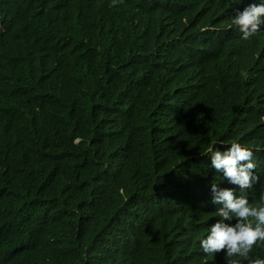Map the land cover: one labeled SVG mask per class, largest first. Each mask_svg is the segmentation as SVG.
I'll return each instance as SVG.
<instances>
[{
	"label": "trees",
	"instance_id": "trees-1",
	"mask_svg": "<svg viewBox=\"0 0 264 264\" xmlns=\"http://www.w3.org/2000/svg\"><path fill=\"white\" fill-rule=\"evenodd\" d=\"M0 1V19L7 18L18 0ZM235 1L126 0L112 7V0H49L78 27L49 28L24 42L2 29L0 264H226L223 251L216 259L198 247L218 220L208 204L211 184L227 181L204 153L217 137L213 146L220 151L234 136L264 143V135H248L256 125L264 129V116L245 119L248 99L227 84L230 71L221 65L248 71L255 86L264 83V33L243 42L228 31L232 18L220 14ZM137 18L152 19L151 34L136 23L145 39L135 40ZM92 28L114 42L110 67L117 75L110 92L120 116L110 120L107 137L74 146L61 132L65 111L52 106L54 90L67 79L72 52L91 56L93 48L83 44ZM167 29L180 36L175 43L165 41ZM152 42L161 65L151 57L135 63V53ZM132 66L131 78L146 87L131 90ZM189 77L220 78L218 101L212 103L214 88L173 108L175 89ZM52 146L67 151L62 163L49 156ZM256 187L264 185L245 193ZM250 255L264 259V246Z\"/></svg>",
	"mask_w": 264,
	"mask_h": 264
},
{
	"label": "clouds",
	"instance_id": "clouds-1",
	"mask_svg": "<svg viewBox=\"0 0 264 264\" xmlns=\"http://www.w3.org/2000/svg\"><path fill=\"white\" fill-rule=\"evenodd\" d=\"M125 1L112 0L110 5L115 7ZM3 5L5 3L0 1V8ZM56 8L57 5L49 3V0L16 1L13 12L7 18L0 19V49L4 34L2 29H9V33L17 38V42H24L28 35L47 31L49 28L66 31L78 27L73 18L64 17L55 10ZM220 14L232 18L228 31L239 35L243 42L253 35L264 33V0H237L224 6ZM46 16L58 21L57 26L55 22L44 20ZM151 21L152 19L137 18L131 23L135 40L145 39V37H138L136 23L142 24L145 28V31L140 30L143 34H151ZM206 31L207 29H203L201 32ZM218 31L219 28L214 34ZM163 33L166 37L165 41L175 43L180 37L169 29ZM83 46L93 48L91 56L81 57L78 50L69 55L67 79L57 85L54 90L56 97L52 104L54 108L65 111V130L61 132L74 146L80 145L82 141L98 142L105 134L107 137L110 135V120L120 116L113 109L116 105V97L110 92L117 75V67L114 69L110 67L114 42L112 40L104 42L96 29L92 28L91 35ZM157 48L159 47L152 42L143 52L135 53L137 56L135 63L140 58L151 57L160 66L162 54L153 56V50ZM188 50L189 48L186 47L184 50L176 51L177 55L174 57L180 59V55H184ZM261 53L264 56V49ZM59 63L54 68L56 75ZM185 63L188 62L185 61ZM221 65L230 71L228 79L231 82L227 84L233 83L248 99L242 105L246 108L245 119L263 117L264 83L255 86L252 84L253 78H250L248 71L238 72L233 67ZM133 71L132 66L129 75L133 86L131 90L146 87V81L131 78ZM94 75L96 78H92ZM80 76L82 78H79ZM79 79L80 83L77 85ZM219 80L220 78H212L211 82L207 78L200 82L198 78L189 77L180 81L182 86L175 89L173 108L183 106L192 98L203 97L205 90L214 88L216 98L212 103L217 102L219 89L216 85ZM254 91H258L256 95H252ZM75 113L79 115L78 120L75 118ZM91 113H93L92 116ZM248 135L261 137L264 135V129L256 125L248 131ZM214 144H218V137L204 154L210 156L213 171L222 172L227 181L220 179L219 184L213 182L211 184L212 197L208 199V204H214L211 209L215 211L218 220L208 228L207 235L199 239V250L203 255L216 259L223 251L226 264H264V259L250 255L254 248L264 246V188L257 190L256 187L254 191L245 193V190L251 189L253 185H264V143H256V141L247 143L238 139V136H234L233 139L221 144L220 148L225 151L216 149ZM66 153L65 148L52 146L49 156L56 163H62L61 161L67 158ZM238 190L240 193L235 192ZM247 195L254 200L248 199Z\"/></svg>",
	"mask_w": 264,
	"mask_h": 264
}]
</instances>
